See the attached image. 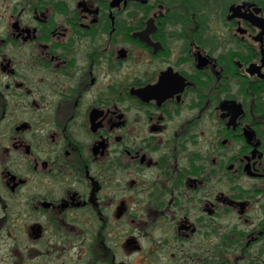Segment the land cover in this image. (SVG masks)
Masks as SVG:
<instances>
[{
  "label": "flooded vegetation",
  "instance_id": "flooded-vegetation-1",
  "mask_svg": "<svg viewBox=\"0 0 264 264\" xmlns=\"http://www.w3.org/2000/svg\"><path fill=\"white\" fill-rule=\"evenodd\" d=\"M239 3L264 17L217 33L183 0H0V264H264Z\"/></svg>",
  "mask_w": 264,
  "mask_h": 264
},
{
  "label": "trees",
  "instance_id": "trees-1",
  "mask_svg": "<svg viewBox=\"0 0 264 264\" xmlns=\"http://www.w3.org/2000/svg\"><path fill=\"white\" fill-rule=\"evenodd\" d=\"M230 1H236V0H183L184 5H187L188 7V10L186 12L194 13L196 17H199V20H201V22H203L202 20H206L208 18L207 16L212 15V12L210 10L213 5H218L219 3H221L222 5L221 13L223 14L225 12L227 4ZM252 1L257 2L258 4L264 7V0H252Z\"/></svg>",
  "mask_w": 264,
  "mask_h": 264
},
{
  "label": "water",
  "instance_id": "water-1",
  "mask_svg": "<svg viewBox=\"0 0 264 264\" xmlns=\"http://www.w3.org/2000/svg\"><path fill=\"white\" fill-rule=\"evenodd\" d=\"M246 6L245 3H239V4H231L229 6V11L231 12L228 15V18H233V17H237V16H246V17H252L250 20L252 23H254L255 25H258L259 27L262 28L261 33H264V17H260L257 14L261 12V7L256 5L255 3L250 4L249 6H252V10H249L248 12V16L244 13L241 12V9L244 8ZM248 6V8H249ZM255 15V16H254Z\"/></svg>",
  "mask_w": 264,
  "mask_h": 264
},
{
  "label": "rangeland",
  "instance_id": "rangeland-1",
  "mask_svg": "<svg viewBox=\"0 0 264 264\" xmlns=\"http://www.w3.org/2000/svg\"><path fill=\"white\" fill-rule=\"evenodd\" d=\"M238 2L242 1V0H236ZM222 10V5L221 3H219L218 5H213L211 8V12H212V22H211V29H213L214 31H216L217 33H221L223 32L225 29L229 30L231 27H229L228 25L226 26V28L223 25V22L221 21V19L219 18V14L221 13ZM232 30H235V27L231 28Z\"/></svg>",
  "mask_w": 264,
  "mask_h": 264
}]
</instances>
